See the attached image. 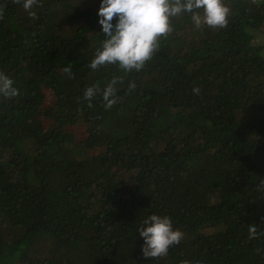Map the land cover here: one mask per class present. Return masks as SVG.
<instances>
[{
  "label": "trees",
  "instance_id": "1",
  "mask_svg": "<svg viewBox=\"0 0 264 264\" xmlns=\"http://www.w3.org/2000/svg\"><path fill=\"white\" fill-rule=\"evenodd\" d=\"M223 2V28L173 17L125 72L88 67L99 0H0V264H264V0ZM153 213L182 233L157 259Z\"/></svg>",
  "mask_w": 264,
  "mask_h": 264
},
{
  "label": "clouds",
  "instance_id": "2",
  "mask_svg": "<svg viewBox=\"0 0 264 264\" xmlns=\"http://www.w3.org/2000/svg\"><path fill=\"white\" fill-rule=\"evenodd\" d=\"M37 0H22V7L28 14ZM229 8L223 0H99L96 10L99 33L103 34L88 67L96 70L105 65H118L125 72L139 71L151 59L158 45V38L171 31L170 20L181 14H191L194 25L223 28L228 23ZM71 75L68 67L63 69ZM117 78L104 88L102 99L105 107L116 103ZM134 87V85H130ZM96 87H88L84 98L88 101L96 94ZM18 95L13 80L0 72V97ZM167 215H147L137 228L142 238L141 253L145 258L165 256L171 246L179 243L182 233L175 230ZM250 232L255 234V228Z\"/></svg>",
  "mask_w": 264,
  "mask_h": 264
},
{
  "label": "rangeland",
  "instance_id": "3",
  "mask_svg": "<svg viewBox=\"0 0 264 264\" xmlns=\"http://www.w3.org/2000/svg\"><path fill=\"white\" fill-rule=\"evenodd\" d=\"M252 45L262 47L264 52V30L253 31Z\"/></svg>",
  "mask_w": 264,
  "mask_h": 264
}]
</instances>
